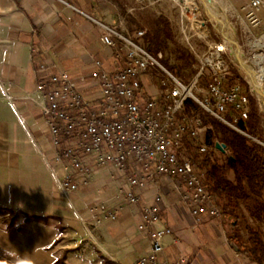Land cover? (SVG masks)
<instances>
[{
  "label": "built area",
  "instance_id": "1",
  "mask_svg": "<svg viewBox=\"0 0 264 264\" xmlns=\"http://www.w3.org/2000/svg\"><path fill=\"white\" fill-rule=\"evenodd\" d=\"M62 1L100 28L101 40L111 49L116 67L109 70L102 60L95 59L90 75L82 77V82L89 77L94 79L98 91L93 99L86 96L80 81L73 78L69 70H51L53 59L50 54L44 55L37 68L41 108L53 137L55 159L66 169L60 181L61 189L65 194L78 190L90 183L96 165L107 164L117 168L118 176L123 180L120 194L132 205L141 201L137 190L154 187L151 202L143 208L138 225L147 233L151 248L131 264H189V254L184 248H179L172 259L166 253L164 238L172 234L173 229L159 226L164 202L159 185L164 177L172 180L179 202L188 208L195 224H201L209 217L222 219V206L206 185L205 170H201L198 160L187 150L185 138L188 136L195 141L202 133L206 132V137L208 130L203 117L193 109H187L189 100L249 135L236 125L239 119L249 117L250 97L242 83L232 81L230 65L224 56L227 41H214L209 45L201 58L197 76L186 83L165 66L161 52H153L144 43L145 29L131 35L120 24L104 21L67 0ZM178 1L196 35L200 39H209L212 33L201 16L199 1ZM249 6L248 18L252 27H259L263 23L259 12H264V0H249ZM250 41L258 53L254 55L259 64L255 71L264 75V32L254 34ZM157 73L162 75L158 87L155 84ZM199 150L211 155L213 150L219 149L206 143L205 139ZM90 211L97 221L117 220L121 208L113 209L99 202ZM175 242L179 243L178 240ZM224 244L230 245L228 236Z\"/></svg>",
  "mask_w": 264,
  "mask_h": 264
},
{
  "label": "crops",
  "instance_id": "2",
  "mask_svg": "<svg viewBox=\"0 0 264 264\" xmlns=\"http://www.w3.org/2000/svg\"><path fill=\"white\" fill-rule=\"evenodd\" d=\"M67 1L113 23L114 0ZM45 54L52 56L51 70H69L92 99L98 91L94 79H81L90 75L95 59L102 60L109 70L116 67L111 49L101 40L100 28L62 0H0V204L69 219L84 210L91 195L79 191L69 196L61 189L64 169L55 159L56 149L38 90L37 68ZM190 140L187 136L185 143ZM109 168L117 172L114 165ZM171 183V179L162 178L161 192L174 193ZM137 192L141 195L139 204L123 201L119 218L97 227L101 249L111 264H131L150 251L147 233L138 225L155 188ZM173 197L162 207L159 223L173 229L164 238L171 259L184 248L189 264H247L238 250L224 245L227 232L224 235L212 224L218 219L209 217L196 225L188 208L176 201V193Z\"/></svg>",
  "mask_w": 264,
  "mask_h": 264
},
{
  "label": "rangeland",
  "instance_id": "3",
  "mask_svg": "<svg viewBox=\"0 0 264 264\" xmlns=\"http://www.w3.org/2000/svg\"><path fill=\"white\" fill-rule=\"evenodd\" d=\"M114 1L116 7L112 8L113 19L111 21L120 24L123 30L131 35H135L140 29H145L147 32L144 43L147 44L149 40L155 53L163 54L162 62L165 66L186 83H190L197 76L201 58L206 54L209 45L214 41L226 40L227 52L224 56L230 65L231 77L233 78L236 73L241 74L245 83L238 82L242 83L248 93L249 89L253 92L264 111L260 98L240 67L233 43L216 27L202 0H198L201 16L208 22L212 33V36L205 40L196 35L192 23L182 14V6L178 0ZM212 3L216 7L227 9V14L236 30L241 57L249 67L257 70L259 64L254 55L258 53L255 44L250 39L254 34L260 35L264 32V12H259L262 25L252 27V22L248 18L249 0H213ZM188 15L190 16L191 12ZM156 75L155 84L158 87V80L162 75L160 73ZM151 90L154 89L151 88ZM195 92L200 94L197 89ZM192 109L200 114L207 124L214 119L199 104L193 103ZM205 133H202L195 141L193 140L194 148L191 154L196 160H199L198 155H207L199 150L200 145L206 139ZM61 165L65 174L66 169L63 164ZM110 165H96L91 172L90 183L81 186L78 190L67 194L62 190L65 195L69 196L79 191H87L91 195L84 210H78L72 218L64 219L26 212L15 206L0 204V264H111L106 256L107 253L101 249L97 227L105 221L115 220L97 221L90 211L92 206L99 202H104L113 209H120L123 201L128 203L126 198L120 194L123 180L116 171L109 168ZM174 191V193L164 191L162 207L167 206L169 200H174L173 194L176 193L178 197L175 186ZM176 201L179 202L178 199ZM113 202L117 204L114 205ZM215 222L212 224L218 226L225 235L224 217ZM193 223H195L194 219ZM262 228L264 229V222ZM242 230L244 234H247L243 226Z\"/></svg>",
  "mask_w": 264,
  "mask_h": 264
},
{
  "label": "trees",
  "instance_id": "4",
  "mask_svg": "<svg viewBox=\"0 0 264 264\" xmlns=\"http://www.w3.org/2000/svg\"><path fill=\"white\" fill-rule=\"evenodd\" d=\"M147 46L155 52L149 40ZM232 81L245 83L239 73ZM249 97V117L236 123L249 135L215 117L210 124L203 119L208 126L206 143L215 147L216 142L221 141L227 148L226 151L213 150L211 155H198V162L201 170H205L206 185L222 206L229 239L238 245V252L247 264H264V144L260 142H264V111L250 89ZM193 103L188 101L189 111ZM228 116L234 120L232 114ZM186 146L192 153L193 141H187Z\"/></svg>",
  "mask_w": 264,
  "mask_h": 264
},
{
  "label": "bare ground",
  "instance_id": "5",
  "mask_svg": "<svg viewBox=\"0 0 264 264\" xmlns=\"http://www.w3.org/2000/svg\"><path fill=\"white\" fill-rule=\"evenodd\" d=\"M208 10V13L211 19L214 21L216 27L221 30V32L229 38L232 42L236 43V30L231 22L226 8H219L213 5V0H202ZM259 45H261L259 43ZM264 47V44H262ZM260 63L263 61V58L258 60ZM241 66L244 69V72L252 84L253 88L256 89L261 94L264 93V75H260L255 71V69L249 67L244 60L241 62Z\"/></svg>",
  "mask_w": 264,
  "mask_h": 264
},
{
  "label": "water",
  "instance_id": "6",
  "mask_svg": "<svg viewBox=\"0 0 264 264\" xmlns=\"http://www.w3.org/2000/svg\"><path fill=\"white\" fill-rule=\"evenodd\" d=\"M236 34V33H235ZM236 39H237V36H236ZM232 42V41H231ZM234 47H235V54L237 56V59L240 63V67L241 69L244 71L243 67L241 66V62H242V57H241V53H240V49H239V45H238V40L236 43L232 42ZM254 89V88H253ZM255 93L257 94V96L260 98L261 102H262V105L264 107V93L261 94L260 92H258L256 89H254ZM216 147L221 150V151H226V148H227V145L224 143V142H221V141H217L216 142ZM230 245L231 247H233L235 250H239V247L238 245L233 241V240H230Z\"/></svg>",
  "mask_w": 264,
  "mask_h": 264
}]
</instances>
